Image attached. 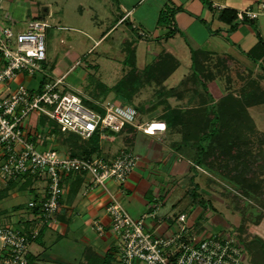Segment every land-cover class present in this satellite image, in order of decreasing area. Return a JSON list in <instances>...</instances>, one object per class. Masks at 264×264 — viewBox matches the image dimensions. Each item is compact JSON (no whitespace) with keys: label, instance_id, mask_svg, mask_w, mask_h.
<instances>
[{"label":"crops","instance_id":"obj_1","mask_svg":"<svg viewBox=\"0 0 264 264\" xmlns=\"http://www.w3.org/2000/svg\"><path fill=\"white\" fill-rule=\"evenodd\" d=\"M263 2L264 0L52 1L58 11L72 4L80 22L84 19L89 24L103 27L98 32L96 44L105 42L126 25L130 34L125 30L122 34L127 36L126 40L129 38L128 35H131L130 42H133L136 51L135 63L138 62V47L141 44H147L148 47L154 44L152 48L154 56L150 63L160 54L173 55L179 61V67L164 84L181 70L183 62L188 65V70L183 73L184 78L181 81L185 83L179 82L176 86L169 84L168 93L165 94L162 89L155 94L156 99L152 100L149 95L144 97L146 98L144 101H148L150 118L164 121L167 124L166 132L149 136L129 127L116 137L110 136L101 139L100 142L99 156L108 161L115 159L122 150L133 151L139 156L138 166L123 186V193L118 196L134 218L146 217V228L155 236L168 237L179 231L180 225L174 220H165L168 216L187 215V226L190 231L201 236H204L203 229L207 230V227L220 223L217 219L201 223L205 211L200 206L202 204L200 200L206 199L199 194L200 198L196 199L192 189L198 187L197 193L199 191L203 193L199 175L210 174L194 163L192 150L181 145L183 136L180 127H170L166 113L171 109L187 111L214 106L228 94V66L244 68L248 73H252L260 80V86L264 89V13L245 23L237 20L239 26L234 31L219 19L223 9L239 11L250 8L256 11L258 5ZM166 8L175 10L168 27L158 23L160 13ZM44 13L48 14V19L55 22L61 20L56 10L48 9ZM44 20L47 21L46 18ZM27 25L20 29H25ZM170 30H174L175 34L166 38ZM140 32H144L146 36L141 37ZM194 52L207 55L204 60L207 58L208 61L203 62H206L214 77L211 79L194 77ZM148 64L146 62L141 67L136 63V67L143 70ZM252 108L254 107L249 108V112ZM257 130L260 131L258 128ZM54 143L56 147L55 140ZM61 148L58 150L69 156L65 148L62 146ZM26 180L17 181V185L5 194L8 182L1 179L0 226L13 225L28 233L40 228L39 239L33 240L30 248L37 242L41 249L31 252L29 248L30 264H42L45 258L51 264H119L118 241L111 231V223L103 207L106 202L105 196L97 191L86 194V190H89L88 178L81 175H70L66 178L61 209L52 227H47L40 219L37 220L34 215L39 213L33 214L28 208V203L34 199L27 203L19 201V193L34 190L36 180L25 188L23 184ZM179 186L184 189L189 187L190 194L186 189L184 194L177 196ZM110 187L114 191L118 189L114 183H111ZM44 191L45 186L36 195L39 200L43 198ZM163 210L165 212H162ZM95 220L102 222L105 228L104 235H99L95 231L93 227ZM210 234L212 233L208 235ZM63 239L69 240L70 243L59 247L58 250L55 249L56 255L50 256L48 251L57 248ZM46 247H49L48 251L45 250ZM248 260L250 264L249 255Z\"/></svg>","mask_w":264,"mask_h":264},{"label":"built area","instance_id":"obj_2","mask_svg":"<svg viewBox=\"0 0 264 264\" xmlns=\"http://www.w3.org/2000/svg\"><path fill=\"white\" fill-rule=\"evenodd\" d=\"M260 13H264V2L256 11L250 8L237 11V18L254 20ZM49 28L46 20L30 22L18 31L0 28V87L5 85L0 88L1 179L9 182L32 177L44 181L43 198L29 202L28 208L33 214L38 209L39 214L34 217L52 227L61 209L66 178L70 175L88 178L86 194L97 191L105 196L103 207L118 241L119 264H249L245 244L237 231L204 237L191 232L187 215L180 214L165 218L182 224L179 231L172 236L159 237L148 232L146 217H132L118 195L123 193V186L139 164L140 158L133 151L122 150L111 161L102 156L73 158L55 149L41 151L38 139L43 141L50 136L49 131L38 130L42 127V117L56 124L61 133L75 134L85 141L96 133L101 139H107L108 131L120 133L128 126L149 136L167 131L164 121H143L138 110L129 105L107 100L95 104L101 111L88 107L79 95L58 89L64 77L48 82L37 92L23 86L13 91L9 83L19 73L34 76L43 71ZM140 36L146 35L140 32ZM32 113L39 115L37 121L31 118ZM111 183L118 186L117 191L111 189ZM93 227L99 235L105 234L100 220H95ZM39 236L40 228L28 233L13 225L0 226V264H30L29 248Z\"/></svg>","mask_w":264,"mask_h":264},{"label":"rangeland","instance_id":"obj_3","mask_svg":"<svg viewBox=\"0 0 264 264\" xmlns=\"http://www.w3.org/2000/svg\"><path fill=\"white\" fill-rule=\"evenodd\" d=\"M52 1L53 0H0L1 29L9 27L14 31H18L30 22L44 20L45 18L50 25L46 34L47 58L46 61L42 63L43 71L34 76L27 73H19L17 78L9 83L11 89L14 91L19 86H23L30 91L37 92L44 78L50 77V82L54 83L64 77V82L60 84L58 88L60 91L65 89L67 92L79 95L93 105L97 102H104L107 100L120 105H129L138 110L143 121L152 120L147 109L148 101H144V99H146L144 97L149 95L152 100L156 99L157 96L155 94L162 89L163 92L167 94L169 91L167 90L169 84L172 83L176 86L182 81L184 78L183 73L188 70V65L183 62L181 70L173 75L167 84H144V86L134 94H127L129 92L118 93V89L116 90L115 87L123 81L132 69H134L131 66L132 56L134 54L133 42H130L131 35H128L129 38L126 40L127 36L122 34L124 30L127 34H130L128 27L124 25L105 42L96 44L98 32L101 31L103 27L89 24L88 21L85 22L84 19L80 22V18H77L78 13L72 8V4H68V6L64 8L65 10L61 9V11H58ZM48 9L51 11L56 10V14L59 15L61 19L59 20L60 22L48 19V14L44 13V11ZM153 45L154 44H151L148 47L147 44H141L140 47H138V62L136 63H138L139 66L142 67L146 62L150 64V60L152 56H154V50L152 51ZM141 67L135 68L139 70ZM251 79L257 80L260 83L258 78L254 77L252 73H248L244 68H232V66H228V94H233L238 97L242 96L241 89ZM183 82L185 83V81ZM4 86L5 85L0 88ZM104 90H107V95H104ZM250 112L249 113L254 118L257 126L256 128L260 130L258 136H261V139H257V135H254L255 137L252 138L250 149L256 153L259 149L261 150L260 155H257L260 156L259 162L255 163L251 168L253 172L254 168L257 171L258 177L255 181L259 182L262 193L256 192L258 200H256V198H248L243 195L239 189L227 184L218 176L210 173V176L200 174L199 179L203 193L199 191L196 199L199 196H203L206 199L204 200V204L199 202L203 211H205L201 223H203V221L206 223L207 221H216V219L220 221L217 225L207 227V230L203 229L202 234L204 237L208 236L209 233L218 234L221 232L237 231L245 240L259 237L264 241V104L254 106ZM31 118L37 121L39 115L37 113H32ZM55 127L56 124L50 123L49 127L39 126L38 130L41 132V129H44V132L47 133L50 129ZM118 134L119 133L108 131L109 137H116ZM41 141L42 138H39L38 144H42V152L53 149L58 150L59 148L62 149L60 142L56 139L55 147L54 139L51 138V136ZM57 146L60 147L57 148ZM192 152L194 154L193 150ZM250 171L251 169L249 172ZM44 186V181L36 179L33 187L34 190L32 192L27 191L19 193V201L27 203L29 200L34 199ZM186 189H188V194H190L191 190H189V187L184 189L179 186L176 195L181 196ZM126 210L134 217L127 206ZM178 210L182 209L178 208ZM162 212H165V210ZM177 224H179L180 227L182 226L180 223ZM69 243V240L63 239L61 243H58L60 245H58L57 248L48 251L47 249H49V247H46L45 250L48 251L50 256H55V249L58 250L59 247ZM39 249L41 248L36 242L31 246L30 251L36 252ZM41 263L51 264L48 262L47 258L43 259Z\"/></svg>","mask_w":264,"mask_h":264},{"label":"trees","instance_id":"obj_4","mask_svg":"<svg viewBox=\"0 0 264 264\" xmlns=\"http://www.w3.org/2000/svg\"><path fill=\"white\" fill-rule=\"evenodd\" d=\"M174 14L175 10L166 8L160 13L158 23L168 27ZM219 19L229 25L231 31L236 30L239 26L236 23L238 20L237 11L223 9ZM245 22L247 20L242 21V23ZM174 34L175 31L170 30L166 38H170ZM206 56L205 53L194 52L193 69L195 78L211 79L214 77L209 67L205 64L208 61L207 58L204 60ZM203 60L206 62L204 63ZM131 66L134 69L115 87L116 90L118 89V93L129 92L127 94H134L144 84L164 83L178 69L179 61L173 55L164 53L160 54L143 70H138L135 68L134 50ZM50 81V79L44 78L40 83L39 90ZM103 92L104 95H107V90ZM241 95L238 97L233 94H227L210 108L187 111L171 109L166 113L169 120L167 123L173 128L180 127L183 136L181 145L194 151L192 160L197 166L239 189L246 197L258 200L256 192L261 194L262 191L259 182L255 181L258 177L257 171L254 168L253 172L251 167L259 162L260 156L257 155H260L261 150L259 149L257 153L253 152L250 146L252 145V138L255 137L254 135H257V139H261V136H258L260 132L257 130L256 124L249 113V108L264 104V89L257 80L251 79L241 89ZM84 103L96 111H101L97 105H93L87 100H84ZM40 123L42 126L49 127L51 122H48L46 117H42ZM128 128L129 126L125 127L120 133ZM49 134L54 140L56 139L60 142L70 157L91 159L100 154L101 138L99 133H96L88 141L75 134L61 133L57 127L50 129ZM250 169L251 171L249 172ZM26 179L23 184L25 188L35 181L32 177H26ZM17 183V181L13 180L9 181L5 194H7L8 190L15 187ZM197 189L198 187L193 190L194 197L197 196ZM38 200V196H35L34 201ZM200 202L202 204L205 203L203 199ZM34 212L39 213V210L36 209ZM238 235L245 244L246 251L250 257V264H264V241L259 237L245 240L240 233Z\"/></svg>","mask_w":264,"mask_h":264}]
</instances>
